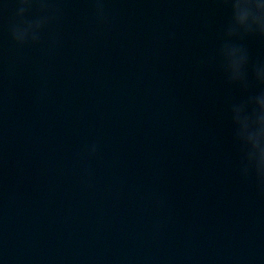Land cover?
Masks as SVG:
<instances>
[{"label": "water", "instance_id": "1", "mask_svg": "<svg viewBox=\"0 0 264 264\" xmlns=\"http://www.w3.org/2000/svg\"><path fill=\"white\" fill-rule=\"evenodd\" d=\"M59 6L21 46L0 0V264H264V195L230 115L249 93L217 55L229 9ZM244 43L264 62V40Z\"/></svg>", "mask_w": 264, "mask_h": 264}, {"label": "clouds", "instance_id": "2", "mask_svg": "<svg viewBox=\"0 0 264 264\" xmlns=\"http://www.w3.org/2000/svg\"><path fill=\"white\" fill-rule=\"evenodd\" d=\"M16 21L9 26L12 40L18 45L36 44L40 32L61 14V0H16ZM97 17L106 20L104 0H92ZM230 11L229 19L220 33L217 51L220 70L231 85L249 93L246 98L230 104L234 125L233 140L238 147L239 167L245 180L252 181L264 195V62H253L244 41L264 40V0H218ZM38 9L35 19L25 13ZM249 67L252 79H249ZM259 89L256 92V89ZM92 146L90 155L95 154Z\"/></svg>", "mask_w": 264, "mask_h": 264}]
</instances>
